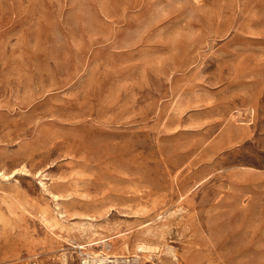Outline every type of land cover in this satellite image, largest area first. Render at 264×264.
Here are the masks:
<instances>
[{
    "label": "rangeland",
    "instance_id": "374dc122",
    "mask_svg": "<svg viewBox=\"0 0 264 264\" xmlns=\"http://www.w3.org/2000/svg\"><path fill=\"white\" fill-rule=\"evenodd\" d=\"M97 255L264 264V0H0V264Z\"/></svg>",
    "mask_w": 264,
    "mask_h": 264
},
{
    "label": "bare ground",
    "instance_id": "6f19581e",
    "mask_svg": "<svg viewBox=\"0 0 264 264\" xmlns=\"http://www.w3.org/2000/svg\"><path fill=\"white\" fill-rule=\"evenodd\" d=\"M41 174V173H40ZM106 245V244H105ZM108 246V245H107ZM159 246V245H158ZM110 247V246H109ZM152 248V247H151ZM146 249V248H145ZM144 249V250H145ZM109 258V256L107 255V256H100V255H97V259H95V263H103L106 259H108ZM89 260V259H88ZM117 260V258L116 259H112V260H110V261H116Z\"/></svg>",
    "mask_w": 264,
    "mask_h": 264
}]
</instances>
